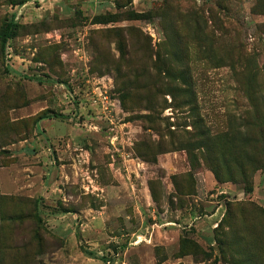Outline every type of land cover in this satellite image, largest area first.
I'll list each match as a JSON object with an SVG mask.
<instances>
[{
  "label": "rangeland",
  "instance_id": "1",
  "mask_svg": "<svg viewBox=\"0 0 264 264\" xmlns=\"http://www.w3.org/2000/svg\"><path fill=\"white\" fill-rule=\"evenodd\" d=\"M0 264H264V0H0Z\"/></svg>",
  "mask_w": 264,
  "mask_h": 264
},
{
  "label": "trees",
  "instance_id": "2",
  "mask_svg": "<svg viewBox=\"0 0 264 264\" xmlns=\"http://www.w3.org/2000/svg\"><path fill=\"white\" fill-rule=\"evenodd\" d=\"M134 17H140L139 14H134ZM16 27L17 24H14L13 21L9 22L5 29L1 33V41H2V52H5L7 42L16 35ZM251 189L250 186H248Z\"/></svg>",
  "mask_w": 264,
  "mask_h": 264
},
{
  "label": "built area",
  "instance_id": "3",
  "mask_svg": "<svg viewBox=\"0 0 264 264\" xmlns=\"http://www.w3.org/2000/svg\"><path fill=\"white\" fill-rule=\"evenodd\" d=\"M99 98L101 99V102L106 105V109L114 107V103L112 102V98L109 96L107 91H100L99 92Z\"/></svg>",
  "mask_w": 264,
  "mask_h": 264
}]
</instances>
